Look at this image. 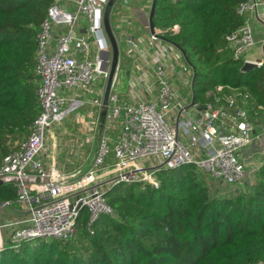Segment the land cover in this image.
Here are the masks:
<instances>
[{
	"label": "built area",
	"instance_id": "1",
	"mask_svg": "<svg viewBox=\"0 0 264 264\" xmlns=\"http://www.w3.org/2000/svg\"><path fill=\"white\" fill-rule=\"evenodd\" d=\"M108 1L71 0L74 9L68 10L56 0L37 33L36 72L40 84L36 93L40 111L27 137L0 161V180L16 188L15 206L4 202L1 208L10 203L27 212L11 216L4 211L9 219L0 228L10 229L9 237L16 247L23 240L72 238L81 208L89 212L88 229L92 233V224L100 216L115 214L104 195L106 186L120 182L158 186L160 169L182 165H194L214 179L233 185L245 178L247 158L254 157L256 151L264 155V121H253L235 97L228 98L227 106L192 104V68L184 53L160 38L155 29L150 33L148 50L136 46L137 60L144 63L147 74L130 82L132 99L121 98L116 90L120 73L117 66L104 124L107 128L121 122L113 146L103 135L84 169L67 171L54 161L47 162L50 130L86 103L99 111L103 104L112 63L104 26ZM237 12L244 23L230 38V45L235 58L249 61L245 55L255 44L250 18L255 17L264 26V0H246ZM82 19L85 25H81ZM262 46L264 54V38ZM150 50L153 57L148 55ZM255 62L259 66L264 59ZM99 83L101 86H97ZM181 87L189 92L191 89V98L181 95ZM90 92H95L93 98ZM140 92L152 94L146 99Z\"/></svg>",
	"mask_w": 264,
	"mask_h": 264
},
{
	"label": "trees",
	"instance_id": "2",
	"mask_svg": "<svg viewBox=\"0 0 264 264\" xmlns=\"http://www.w3.org/2000/svg\"><path fill=\"white\" fill-rule=\"evenodd\" d=\"M55 1L0 0V161L18 148H11L12 141L27 137L40 111L37 33ZM244 1L156 0L153 22L157 35L183 51L192 68L193 102L227 106L228 98L235 97L260 122L264 63L243 72L245 59L235 58L230 45L244 23L237 12ZM114 17L113 9L111 24L119 40ZM202 173L194 165H182L160 169L158 186H106L104 195L115 214L100 216L92 233L89 212L81 208L76 233L68 240H23L16 247L10 237L3 238L0 264L264 262V158L246 191H212ZM15 198L16 188L0 183V209L4 202L15 206Z\"/></svg>",
	"mask_w": 264,
	"mask_h": 264
},
{
	"label": "rangeland",
	"instance_id": "3",
	"mask_svg": "<svg viewBox=\"0 0 264 264\" xmlns=\"http://www.w3.org/2000/svg\"><path fill=\"white\" fill-rule=\"evenodd\" d=\"M59 1L61 2V0ZM152 1L153 0H118L113 9L115 10L117 17L124 16L137 22L143 19L147 22ZM64 2L68 5L67 7L71 6L70 9H74L72 6L73 4L70 5V0H65ZM144 26L148 28L146 23ZM140 45L144 48L147 47L146 43ZM119 47L120 73L118 75L116 90L120 94L122 90L128 87V76L123 70H127L132 67V64H134V54L126 49L127 41L123 38ZM135 60L137 61V59ZM97 86H101V84L99 83ZM94 96L95 92L89 93L90 98H93ZM99 114L100 111L96 106L86 103L80 109L71 112L63 122L53 127L48 134L49 139L46 146V153L49 155V159L54 161L58 167L63 169H84L91 162L93 155L96 152L97 145L103 135H107L109 137L110 146L112 147L119 134L121 122L116 121L112 123L111 126L107 128L104 127L99 132ZM261 121H264V117L260 119V122ZM21 140L22 139H15L12 141L10 143L11 148L18 146ZM263 158L264 155H262V153H258L257 151L254 157L247 158L245 160V178L241 182L233 185L216 180L206 173L202 174L205 177L206 184L210 186L212 191L217 190L219 193H237L238 190L246 191L249 189V185L254 182V171L258 166H260ZM109 161H111V157L109 158ZM64 166L66 167L64 168ZM8 219L9 218L5 215L4 210L1 208L0 224ZM9 235L10 229L1 226L0 242H3V238L9 237Z\"/></svg>",
	"mask_w": 264,
	"mask_h": 264
},
{
	"label": "crops",
	"instance_id": "4",
	"mask_svg": "<svg viewBox=\"0 0 264 264\" xmlns=\"http://www.w3.org/2000/svg\"><path fill=\"white\" fill-rule=\"evenodd\" d=\"M64 1L65 0H61V2L60 1L59 2L61 3L62 6H64L68 10H72V9H70L71 6L67 7L68 5H66ZM72 4L73 3L70 0V5H72ZM114 21H115L116 28L120 30L119 42L121 43L122 38L125 39L127 41V48L126 49L129 52H132L134 54V57H133L134 58V64H132V67L130 69L125 70V74L128 76V78H127L128 87L120 92L121 98L132 99L133 93H132V88L129 86L130 82L135 80L138 76H140V74L141 75L147 74V71L143 67L144 63L140 59L137 61L135 59H138V54H136L137 53L136 52V46L137 47L140 46L141 48H144L140 44L146 43L147 47L142 49V50H148V48H149V40H150V33H151L150 26H149V18H148L147 22H145V20L142 19V20L138 21L139 22L138 23L137 21H132V19H129L128 17H124V16L117 17V14H115ZM250 22H251V24L253 26V30H254L255 44L252 47V49L250 50V52H248L245 55V58L249 61L255 62V61H260V60L264 59L263 46H262V41L264 38V26L260 21H258L253 16H251ZM80 23H81V25H85L83 19L81 20ZM145 23H146V26L148 28H146L144 26ZM120 43H119V45H120ZM141 53H142V51L139 52V54H141ZM148 55L150 57H153L154 51L150 50L148 52ZM143 90H144V88H143ZM180 93L184 97L189 96L191 98V89L189 92L185 87H181ZM151 94L147 93V92H140L139 95H140V97H145L146 99H148ZM47 159H48V160H46L47 162H49V163L52 162L49 159V156ZM65 167L66 166H64V168ZM61 169H63V168H61ZM64 170L69 171V169H64ZM72 170H75V169H72ZM72 170H70V171H72Z\"/></svg>",
	"mask_w": 264,
	"mask_h": 264
},
{
	"label": "water",
	"instance_id": "5",
	"mask_svg": "<svg viewBox=\"0 0 264 264\" xmlns=\"http://www.w3.org/2000/svg\"><path fill=\"white\" fill-rule=\"evenodd\" d=\"M117 1L118 0H109L106 4L105 11H104V26H105L106 33H107L108 38H109L110 43H111L112 63H111V67H110V74H109L108 80L106 82L103 104L101 106L100 114H99V124H98V131L99 132L103 129L104 124H105V119H106V115L108 112L109 94H110L113 78L115 76L117 66L119 64V56H120L119 42H118L116 34L114 33V31L112 29V25H111L112 10H113V7ZM155 8H156V0H153L152 5H151L150 14H149V26H150V30L152 33L155 32V25L153 22V16L155 13ZM256 66H258V64L256 62L245 61L241 70L243 72H248V71L252 70L253 68H255ZM193 103L194 102H192V104ZM0 183H2V180H0ZM2 208L6 213H8L11 216H23V215H26V213H27L26 211H22V210L15 208L10 203L4 204V206Z\"/></svg>",
	"mask_w": 264,
	"mask_h": 264
},
{
	"label": "bare ground",
	"instance_id": "6",
	"mask_svg": "<svg viewBox=\"0 0 264 264\" xmlns=\"http://www.w3.org/2000/svg\"><path fill=\"white\" fill-rule=\"evenodd\" d=\"M1 241V240H0Z\"/></svg>",
	"mask_w": 264,
	"mask_h": 264
}]
</instances>
